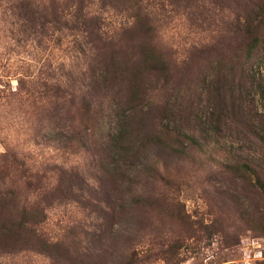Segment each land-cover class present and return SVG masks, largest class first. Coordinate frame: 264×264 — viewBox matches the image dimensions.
Here are the masks:
<instances>
[{
  "label": "rangeland",
  "instance_id": "1",
  "mask_svg": "<svg viewBox=\"0 0 264 264\" xmlns=\"http://www.w3.org/2000/svg\"><path fill=\"white\" fill-rule=\"evenodd\" d=\"M256 1L0 0V232L20 217L22 235H35L0 236V264H264V199L227 174L232 142L211 139L205 93L217 62L248 43L229 30ZM92 17L100 42L88 36ZM141 45L160 62L142 69ZM252 62L264 89V44ZM133 95L141 110L130 140L165 106L190 104L200 125L182 129L206 140L205 153L138 148L137 170L108 174V163L129 158L106 138Z\"/></svg>",
  "mask_w": 264,
  "mask_h": 264
},
{
  "label": "trees",
  "instance_id": "2",
  "mask_svg": "<svg viewBox=\"0 0 264 264\" xmlns=\"http://www.w3.org/2000/svg\"><path fill=\"white\" fill-rule=\"evenodd\" d=\"M104 2L106 0H103ZM106 4L110 3H105L104 5ZM253 5L255 10L248 14H246L245 10L243 16L238 15L232 21L229 30L235 35L247 36L248 43L241 49V54L231 55L230 60L227 57V61L229 62H217L219 65L211 70V78L208 82L211 91L205 93L206 104L208 105V119L213 128L211 130V139L216 138L217 142L219 138H226L232 142L230 147L223 149L228 164L227 174L232 179L241 181L243 187L240 189L257 193L264 199V89H258L257 85L255 86L253 76L247 72V65L249 66V64L253 63V59H255L259 49L264 44V2L263 0H257ZM240 7L241 5L239 9ZM130 18L135 21L136 26H147V23L143 24L141 22L139 13L130 16ZM142 20L144 21L145 19ZM101 24V20L94 17L90 18V21L89 19L87 20L88 36L94 35V38L98 42L102 41V35L106 34L101 31ZM143 29L147 30L146 28ZM138 55L141 58L142 69L149 62L154 63L161 60L158 58L157 53L154 54L152 52L151 47L144 45L139 46ZM239 58H241L240 62L238 61ZM225 62L228 63L227 66H223ZM106 76L107 70H100L98 80H101V83H103L102 81H105ZM137 97V95H133L126 100L128 110L122 113V117L125 119L116 117L115 126L110 128L109 135H107L106 145L108 148H111L112 144H115L123 154L129 156V158H121L122 164L118 160L111 161L110 164L108 163L107 167L111 166L110 169L106 170L108 174L121 177L131 175L132 172L137 170L135 165H133V161L139 157V154H137L138 148L141 149L140 151L151 148L175 154V152H178L179 147H183L185 150L190 148L205 153L204 150L207 147L206 140L198 139V134L194 133L189 127L186 131L182 129L183 124L188 126L191 121H194V124L197 123L196 126L200 125L196 122V115H194L195 118L193 119V108L190 104L184 105L181 108L182 110L176 113H173L167 106L164 107L162 116H164L166 121H174L177 127H171L168 124L163 125L161 116L159 121L151 124L152 127L148 132L144 130L142 131L144 135L142 133L138 135L139 140L137 144L130 140L131 136L134 137L136 135V131L131 126L134 122L132 117L134 116L135 118L137 111L141 110L140 105L136 104ZM176 118H178L177 122L175 121ZM179 119H181L182 125L178 123ZM133 131L134 133L132 134ZM73 141L75 139H72L71 142ZM124 144L127 146H123ZM108 152L107 155L105 154L107 159L109 156ZM179 152L184 153L182 150ZM185 153H188L187 150ZM123 159L131 161L127 163ZM145 169L148 168L139 171L142 172ZM154 170L158 174L160 170L165 171V167L161 165V167ZM31 177L38 179V174L35 173ZM227 189L232 192L237 191L236 187H230V185ZM22 213L25 212L23 211ZM29 217L33 218L32 215ZM19 219L20 223L17 226H11L8 229L7 227H3L0 232L3 240L9 239L16 242L26 240L30 242L33 236H35H30L27 232L25 236L22 235L27 221L20 217ZM27 231L32 233L30 230Z\"/></svg>",
  "mask_w": 264,
  "mask_h": 264
}]
</instances>
